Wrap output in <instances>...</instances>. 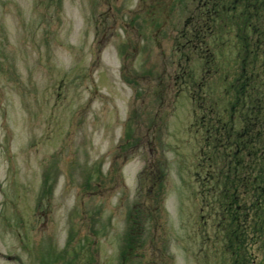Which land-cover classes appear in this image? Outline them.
<instances>
[{
  "label": "rangeland",
  "instance_id": "374dc122",
  "mask_svg": "<svg viewBox=\"0 0 264 264\" xmlns=\"http://www.w3.org/2000/svg\"><path fill=\"white\" fill-rule=\"evenodd\" d=\"M263 213L264 0H0V264H264Z\"/></svg>",
  "mask_w": 264,
  "mask_h": 264
},
{
  "label": "flooded vegetation",
  "instance_id": "af4514ba",
  "mask_svg": "<svg viewBox=\"0 0 264 264\" xmlns=\"http://www.w3.org/2000/svg\"><path fill=\"white\" fill-rule=\"evenodd\" d=\"M147 5V4H146ZM156 5V4H155ZM151 6L153 7V8H156L155 6H153L152 4H151Z\"/></svg>",
  "mask_w": 264,
  "mask_h": 264
}]
</instances>
